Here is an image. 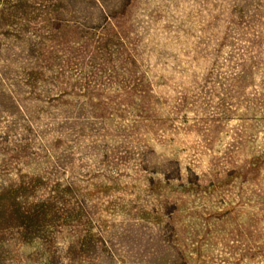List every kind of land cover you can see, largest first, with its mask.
<instances>
[{
	"label": "rangeland",
	"instance_id": "374dc122",
	"mask_svg": "<svg viewBox=\"0 0 264 264\" xmlns=\"http://www.w3.org/2000/svg\"><path fill=\"white\" fill-rule=\"evenodd\" d=\"M0 264H264V0H0Z\"/></svg>",
	"mask_w": 264,
	"mask_h": 264
}]
</instances>
